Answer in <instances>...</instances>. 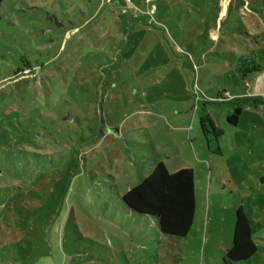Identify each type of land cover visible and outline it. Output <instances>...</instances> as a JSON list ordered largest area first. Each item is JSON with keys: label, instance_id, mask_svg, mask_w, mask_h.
<instances>
[{"label": "rangeland", "instance_id": "1", "mask_svg": "<svg viewBox=\"0 0 264 264\" xmlns=\"http://www.w3.org/2000/svg\"><path fill=\"white\" fill-rule=\"evenodd\" d=\"M220 1L2 2L0 264H223L234 207L264 202V108L241 75L264 66V0ZM156 162L193 171L183 238L120 200Z\"/></svg>", "mask_w": 264, "mask_h": 264}, {"label": "trees", "instance_id": "2", "mask_svg": "<svg viewBox=\"0 0 264 264\" xmlns=\"http://www.w3.org/2000/svg\"><path fill=\"white\" fill-rule=\"evenodd\" d=\"M4 0H0V6ZM241 110L236 108L227 122L235 125ZM211 132L214 128L208 120ZM125 209L136 215L149 217L158 231L167 236L183 238L189 232L195 213L194 176L190 168L168 172L164 164L156 162L149 175L120 196ZM234 228L231 246L223 254V264H264L252 235L263 229L242 209L234 211Z\"/></svg>", "mask_w": 264, "mask_h": 264}, {"label": "crops", "instance_id": "3", "mask_svg": "<svg viewBox=\"0 0 264 264\" xmlns=\"http://www.w3.org/2000/svg\"><path fill=\"white\" fill-rule=\"evenodd\" d=\"M228 2H229V0H221L220 1V3H221V14L222 15H224V14L227 15V11H228L227 4H228ZM235 3H237V1H235ZM242 6H245V5H242ZM239 11H241V9L236 10V12H239ZM259 19H260V24L262 25V27H264V8L261 10V15L259 16ZM259 34L261 35V38L264 40V31H260ZM263 54H264V52H263ZM252 64H253L252 67H250L248 65H246V66L244 65L243 67L241 66L242 67V74L241 75L245 77L242 80V83H244V85L250 89V90H248V93L251 96H253V98H255V99H252V100H254L252 103H254V107H256L255 109L256 110L258 108L263 109L264 108V101H261V100H264V66L258 65L256 63V61L253 59H252ZM248 77H252V80L249 81L247 79ZM248 113H251L252 115H256V118H257L256 120H258V122H261V118L258 115V112L249 111ZM232 147L236 148L234 142L232 144ZM239 150H242V149H239ZM218 151L220 152L219 153L220 155L223 154V151L221 148ZM253 151H254V148L252 149V152ZM213 155L217 156L216 154H213ZM215 156H213V157H215ZM256 162H258V161L256 160ZM243 178L246 181H248V178H250L254 181V177H253L251 172H245V174L243 175ZM230 179H231V176H230ZM231 181H232V179L230 180V182ZM262 182H264V179ZM210 189H211V187L208 186V188H207L208 195H210ZM262 195H264V192L262 193ZM244 196H247L246 193ZM239 206H241V205H238V206L236 205L233 210H235ZM209 208H210V204H209ZM247 215L254 222H259L263 225V229H261V231L254 233L252 235V240L258 249V254H259L260 258L264 261V202H263L262 206L260 208H256L255 211H252V210L248 211ZM231 221H232V211H229V216L227 218V228L224 227L223 231L226 232V230H228V226L230 227ZM225 246H228V245H225Z\"/></svg>", "mask_w": 264, "mask_h": 264}]
</instances>
